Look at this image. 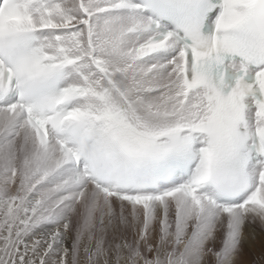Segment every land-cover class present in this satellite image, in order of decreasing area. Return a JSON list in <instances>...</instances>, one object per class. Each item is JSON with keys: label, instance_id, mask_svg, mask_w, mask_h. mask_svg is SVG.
<instances>
[{"label": "snow or ice", "instance_id": "snow-or-ice-1", "mask_svg": "<svg viewBox=\"0 0 264 264\" xmlns=\"http://www.w3.org/2000/svg\"><path fill=\"white\" fill-rule=\"evenodd\" d=\"M0 264H264V0H0Z\"/></svg>", "mask_w": 264, "mask_h": 264}, {"label": "bare ground", "instance_id": "bare-ground-1", "mask_svg": "<svg viewBox=\"0 0 264 264\" xmlns=\"http://www.w3.org/2000/svg\"><path fill=\"white\" fill-rule=\"evenodd\" d=\"M260 226L257 223V225L255 226V234L257 235V237L260 236ZM249 233L253 232L252 228L248 229ZM245 252L248 254V258L251 259L253 258V256H258L260 254V246L259 244H256L255 248H252L250 244H246L245 245Z\"/></svg>", "mask_w": 264, "mask_h": 264}]
</instances>
